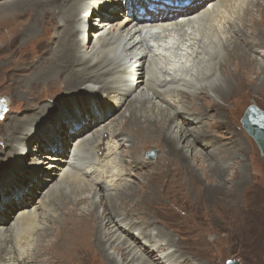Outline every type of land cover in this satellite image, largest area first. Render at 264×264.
<instances>
[{
    "label": "bare ground",
    "instance_id": "6f19581e",
    "mask_svg": "<svg viewBox=\"0 0 264 264\" xmlns=\"http://www.w3.org/2000/svg\"><path fill=\"white\" fill-rule=\"evenodd\" d=\"M164 1H0V21L7 36L12 39L15 34H20L29 41L45 35L43 39L51 40V46L46 49L50 55L43 64L34 67L39 71L23 74L26 78L22 80L23 94H26L29 83L43 81L49 88H42L45 94L40 95L37 102L35 94V102L26 108L23 116L15 117L10 124L2 139L0 162L7 160V154L13 152L12 162L8 165L14 171L19 169L18 155H24L33 145L35 155L41 158L36 164H45L43 169H50L60 180L48 186L35 204L34 194L43 192L42 188L49 184L48 178L53 177L51 173L39 170L41 175L36 177L26 174L18 181L23 187L10 193L16 184L5 190L6 170L0 171V194L9 196L0 205V264H55L57 258L52 255L42 260L35 259L38 241L55 224L59 225L55 232L57 238L54 236L55 239H49L48 243L52 251L53 248L59 250L65 264H193L190 255H183L175 239L158 227L149 226L146 221L153 218L145 206L133 204L124 209L123 205H115L117 201L113 199L123 200L124 196L133 195L137 177L150 175L163 153L185 161L187 151L184 149L191 150L202 140L206 142L200 150L204 154L210 153L213 139L198 137L192 130L200 127L194 125L201 124L199 121L206 113L199 117L200 112L189 109V99H194L201 92L205 96L212 95L215 101L219 99L227 103L224 99L233 91L239 93L244 81L248 86L257 84L253 86L255 88L264 85V73L260 82L247 76L257 69L264 70V43L260 39L264 36V28L259 30L252 25L254 12L264 10L261 4L264 0ZM255 3L258 6L253 10ZM20 9L17 13L25 12L21 18L28 25L16 30L12 17ZM120 11L127 17L123 14L115 21ZM147 16L152 25H141ZM155 21L166 24L155 26ZM245 22H248V28H239ZM231 60L235 62L232 70ZM58 91L69 96L79 95L86 103L81 102L79 106L77 100H47ZM0 104L4 105V102L0 100ZM122 106H125L124 110L115 118L127 112L125 124L131 125L132 133H128L130 130L126 132L128 127L123 123L118 127L114 120L102 125L111 117V111ZM54 108L57 110L50 116L48 112ZM58 109L64 119L59 130L56 132L54 129L55 133L47 134V138L44 133L37 135V118L43 116L45 110L47 116L44 118L53 120L59 114ZM175 117L179 119L175 124L178 128L174 130L170 129L169 122ZM89 132H92L90 136ZM156 133L161 145L153 147H159L160 152L155 160L147 161L144 154L153 144L143 141ZM202 133L205 134V130ZM138 134L146 136L142 137L143 141ZM64 137L71 140L68 154L60 152ZM40 138L47 145L46 153ZM134 138L136 142H133ZM125 142L133 151L124 154L127 151L124 150ZM33 167L34 164L25 165L19 174ZM201 167L204 171H211L212 162L208 161ZM186 168L189 172L187 165ZM222 172L226 173V167L220 168L221 176ZM185 175L182 180L186 189L188 175ZM218 186L216 191L223 192L224 187ZM81 192L85 194L81 195ZM190 193L191 196L195 194L194 187ZM20 196L22 199L6 208L10 200H17ZM140 200L144 205L152 202L148 197ZM69 201L74 206L79 205L74 211L67 207L77 216L71 215L76 218L73 226L66 229L61 219L63 213L57 206L61 202L60 207L64 208L63 204ZM92 215L97 218L95 223L90 220ZM138 227V232L132 233ZM138 239L148 243L140 244ZM140 248L147 249L154 261H150ZM62 250L67 252L64 257ZM117 254L121 258L120 263ZM6 260L12 262L5 263Z\"/></svg>",
    "mask_w": 264,
    "mask_h": 264
},
{
    "label": "rangeland",
    "instance_id": "374dc122",
    "mask_svg": "<svg viewBox=\"0 0 264 264\" xmlns=\"http://www.w3.org/2000/svg\"><path fill=\"white\" fill-rule=\"evenodd\" d=\"M164 2L167 1L165 0ZM261 4L264 5V2ZM256 6H258V3L253 4V10H256ZM18 11H21V9L14 12L12 17L15 23L13 26H15L16 30H18L17 28L21 29L25 25H28L27 22H23L24 20L21 18L25 12L17 13ZM123 14L124 17H127L126 13H121L120 11V15L116 17L115 21L121 19V15L123 16ZM252 25L257 29L259 28V30L262 27L264 28L263 9L259 10L258 13L254 12ZM240 27L248 28V22L243 23L239 26V28ZM3 29L4 26L0 21V100L4 102V105L0 104V149H2L3 146V136L8 133L10 124L14 122L15 117L20 118L23 114H25L26 108L35 102L33 100L35 94L36 102L40 98V95L45 94L42 91L43 87L49 88L47 83L43 81L40 83H32V85L29 83V88L27 87L26 94H23L22 80L26 78L23 74L29 75L32 72L39 71L38 68L37 70L34 69V67L43 64L46 57L50 55V51H47L46 49L51 46V40L43 39L45 35L28 41L22 35L15 34V36L11 39L7 36L8 34H5L6 30ZM254 33L256 34V32L253 31V34ZM262 34L264 35V31ZM260 39L262 43H264V36H261ZM229 44H232V42H229ZM249 58L250 60L252 59L251 56H249ZM234 63L232 61L230 70L234 68ZM23 67H25V69ZM19 68L23 69L21 70ZM17 70L21 71L16 72ZM263 73L264 70L261 72V70L257 69L254 73L249 72L247 76H249L248 79L253 81L256 79L257 82H260ZM61 78H64L63 75ZM244 84L245 81L242 84L243 89L241 88L239 93L233 91L230 96L224 99L228 101L227 103H223L219 99H216L215 101V98L212 99V95L210 97L208 95L205 96L204 93L201 94V92L198 93L194 99H189V104L187 105L189 106V109L200 112L201 114L199 117H203L206 113V115L202 118V121L198 119L201 124L194 125L196 127H200L192 130L196 131L198 137L209 136L213 139L214 146L212 150L209 151V155L204 154L200 150V147L205 144L206 140H202V142L200 141L198 144L196 143L195 148L192 147L191 150L186 147L184 149V151H187L185 161L179 160L177 157H171L167 153H163L156 163L161 164H158L156 167L151 169L152 173H150V175H139V177H137V183L134 184L136 186L134 189L135 193L133 195L131 194L132 197L128 194L123 197V200H120L119 198L113 199L114 202L117 201L115 205H123L124 209L125 207H132L133 204L134 206H137L138 204L139 206H145L144 208L147 210V213L153 218L146 221L148 224L150 223L149 226L158 227L164 233L170 235L172 239H175L183 255H190V262L193 264H225L228 259H234L238 261L239 264H264V155L260 153L256 143L243 129L240 122L245 109L250 104H255L264 111V85L262 84L259 86L260 88H255L253 86L257 84L253 86ZM21 95L25 96L22 97ZM68 96L69 94L58 91L55 92L53 98L48 97L47 100H77L79 106H81V102L86 103L83 97H80L79 95L70 94V99H68ZM84 97L86 96L84 95ZM25 98H28V100ZM7 102H9L11 106H9ZM156 105L160 107L158 103H156ZM124 107L125 106H122L121 108L111 111V117L109 120L104 121L105 123L103 122L102 125H105L108 121L114 120V122L119 125L118 127H120V124L123 123L122 125H126V127H128L126 132L130 130L128 133H132L133 128H129L131 125L125 124L128 119L127 112L124 111V114L119 116L120 118H115L124 110ZM54 110L57 109H52L48 112V114L52 116ZM58 111L59 114L58 116L56 115L57 118L50 120L48 117L47 119L44 118L47 116V112L44 110L43 116H39L41 119L39 117L37 118L39 119V122L36 123L37 135H39V133H44L47 138V134H53L55 131L57 132V129L60 128L59 125H63L64 121L61 111L59 109ZM148 114L152 115V112H149ZM178 119L179 117H175L169 122L170 129L175 130L178 128V125L175 126ZM164 122L166 123L167 121ZM203 130H205L206 133H202V135L201 132ZM91 133L92 132H89V136ZM134 134L137 135L136 132ZM210 134H214L215 137ZM157 135L158 134L156 133L155 136H150V139L148 138V140L143 141L144 139H142V137L146 136L138 134L140 141L153 144L147 148L148 152L144 154L147 161L155 160L160 152L159 147H153L161 145ZM198 137H196L195 140ZM70 141L71 140L69 138L65 139L64 137L60 152L63 151L66 154L69 153L68 146H70ZM136 141L137 139L134 138L133 142ZM40 144L42 145L41 147L43 151L46 153L47 151H45V148H47V145L41 138ZM124 144V150H127L124 151V154L128 151H133V149L129 146L127 147V142ZM183 145L185 144L183 143ZM84 153L87 154V152ZM153 153L154 157L151 158L150 155ZM13 155V152L9 153V155L7 154L8 159L4 162L2 161V163L0 162V171L2 172L6 170L4 174L7 180L4 182L3 188L6 190L9 185L16 184L13 187V192L11 191L10 193H15L17 192V188L23 187V185H21L18 181L20 178H24V175L26 174L36 177L41 175L39 173L41 170H44L47 173H51L54 177L48 178L49 184L45 185L43 187L44 189L42 188L41 191L43 192L41 194H34L36 201L35 204H37L44 191H46L52 183L58 181L59 178L56 177L50 169H43L45 164H36L41 158L39 155H35L33 145H30V150L26 151L24 155H18L20 167H18L19 169L15 171L8 165L12 162L11 159ZM166 155L170 158H167ZM2 156L4 157V155ZM208 161L212 162V169L211 171H207L206 169L205 173L201 165H206ZM32 163L34 164L32 169H26L24 170V174H19V171L22 170L20 168L25 165L33 166ZM186 165L190 173L186 172ZM221 167H226V173L222 172V176L220 174ZM186 173L189 180L187 179L188 182L186 181L185 189L183 187L184 181L182 179L186 176ZM164 174H166V176ZM195 181L197 182L194 184ZM31 184H28V187H30ZM217 185H219V188L224 187L222 190L223 192H219V190L216 191ZM238 185L239 187H237ZM193 187L195 189V194L193 195L194 197L191 196L190 193V190ZM235 188L236 190H234ZM51 192H55L54 195L56 194L55 190H51ZM84 194L85 192H81V195ZM6 197L9 196L0 194V205ZM147 197L151 199L152 202L144 205L140 199H145ZM20 198L22 199V196H20L17 200H10L6 204V208L15 204ZM69 202L63 204L65 209L60 207L61 202H59V205L58 203L55 205H58L57 208L61 213H63L61 219L65 222L64 226L66 229L73 226V220L76 218L71 216H75L76 214L74 212L71 213L70 211H74L79 205L76 204L77 206H74L72 202H70L71 204ZM98 209L99 211L102 210L101 208ZM108 211L110 212V209ZM90 212L92 213V211ZM66 218L68 220H72L67 221ZM90 220L92 223H95L97 218L92 215ZM51 227L52 228H50V230L38 241L35 259L42 260L48 255H52L54 258H57L55 264H65L60 257L61 254L59 250L53 248L54 250L52 251V246L48 243L49 239H55L54 236L57 238L55 232L58 230L59 225L57 226L55 224ZM139 229V227L138 229H134L132 233L136 234ZM168 240L170 241V239ZM138 241H140V244L148 243L147 240L144 239H138ZM142 250L147 254L146 257H149L150 261H154L153 256L149 255V251L147 249ZM109 252L116 254V252L112 249H109ZM61 253L63 257L67 254L66 250H62ZM59 257L60 260L58 261ZM117 260L119 263L121 262L119 255L117 256ZM4 262L11 263L12 261L6 260Z\"/></svg>",
    "mask_w": 264,
    "mask_h": 264
},
{
    "label": "water",
    "instance_id": "95a60500",
    "mask_svg": "<svg viewBox=\"0 0 264 264\" xmlns=\"http://www.w3.org/2000/svg\"><path fill=\"white\" fill-rule=\"evenodd\" d=\"M243 129L252 137L260 153L264 155V111L255 104H250L245 109L241 119ZM154 157V153L150 155ZM225 264H239L234 259H228Z\"/></svg>",
    "mask_w": 264,
    "mask_h": 264
}]
</instances>
